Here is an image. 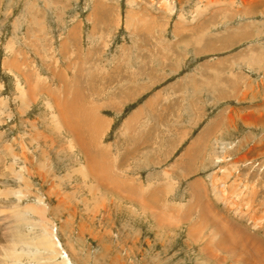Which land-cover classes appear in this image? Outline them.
Listing matches in <instances>:
<instances>
[{
  "label": "rangeland",
  "instance_id": "1",
  "mask_svg": "<svg viewBox=\"0 0 264 264\" xmlns=\"http://www.w3.org/2000/svg\"><path fill=\"white\" fill-rule=\"evenodd\" d=\"M0 264H264V0H0Z\"/></svg>",
  "mask_w": 264,
  "mask_h": 264
}]
</instances>
